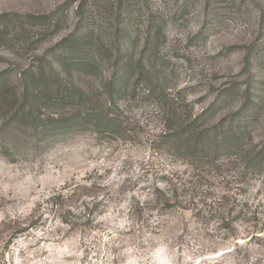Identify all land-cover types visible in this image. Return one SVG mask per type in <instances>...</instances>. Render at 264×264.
Masks as SVG:
<instances>
[{"label":"rangeland","instance_id":"1","mask_svg":"<svg viewBox=\"0 0 264 264\" xmlns=\"http://www.w3.org/2000/svg\"><path fill=\"white\" fill-rule=\"evenodd\" d=\"M81 1L0 0V76L20 94L19 75L49 61L61 69L69 57L60 43L87 28L93 51L127 31L135 60L163 27L165 39L147 54L152 76L120 103L126 138H38L12 119L15 107L0 106V264H264V169L233 146L204 153L199 138L174 142L171 108L148 93L184 106L183 118L206 113L201 129H244L260 151L264 0H129L121 13L116 0H89L82 17ZM114 62L111 54L99 71H76L75 81L99 87ZM249 106L259 109L248 116ZM70 190L73 200L55 204Z\"/></svg>","mask_w":264,"mask_h":264},{"label":"trees","instance_id":"2","mask_svg":"<svg viewBox=\"0 0 264 264\" xmlns=\"http://www.w3.org/2000/svg\"><path fill=\"white\" fill-rule=\"evenodd\" d=\"M89 0H82L78 8V14L83 16L86 8L89 7ZM119 6L118 13H121V8L126 7L129 0H116ZM32 17V16H31ZM121 17V16H120ZM4 18V17H1ZM0 18V19H1ZM48 18L43 16L40 19ZM1 22H5L1 19ZM57 23L55 20L54 23ZM58 22L56 28H59ZM163 28L159 30L157 37H151L142 50L141 57L138 60L129 54L128 45L130 39L127 36V31H121V39L116 43V46L109 51L104 50L106 46L97 47L92 50L95 41V32L90 27L80 32L78 35L73 34L60 43L63 46V52L69 57L65 62H56L60 65L57 67L49 61L48 67H33L26 73L19 75L21 80L24 79V91L20 94L15 86H10V76L5 74L0 76V106L10 107L13 109V116L16 122L25 128H29L35 132L38 138H49L51 136L59 137L72 133L93 132L99 136L106 138H126L128 137V119L124 118L123 109L120 103L131 97L136 92L137 86L140 85L141 79L151 77L153 74L152 61L147 59V54L154 52L158 48L157 41L160 37L165 39ZM160 35V36H159ZM129 41V42H128ZM151 43V45H150ZM99 44V42H98ZM150 49L148 50V48ZM155 47V48H154ZM85 50H90L84 54ZM115 54L114 72L106 79L103 85L95 87L93 85L83 86L75 81L76 71H86L91 73L101 70V66L107 58ZM57 56V54H55ZM144 58L151 64L144 63ZM138 71L136 83L131 87V81L135 78V71ZM49 71V72H48ZM134 78V79H133ZM158 83V82H157ZM151 97H158L160 105L166 109L171 108L173 116L168 119L171 123L177 122L179 129L175 130L173 141L185 140L188 138L193 140L199 138L201 143L195 140V148L202 144L201 152L207 153L212 149V145L217 146V151H224L226 148L233 146L236 152L242 155V159L247 166L254 169H264V145L260 151L255 153L254 146L245 144L243 140L244 129L232 130L228 133L220 130L219 125L213 128H202L206 113L198 116L195 119L187 115L183 118L181 110L184 106H178L176 103L168 104L163 93L161 96L155 94V90H149ZM135 98V95H133ZM15 102H19L18 106H14ZM247 115L251 116L259 109L257 106L247 107ZM184 111V110H183ZM182 115V116H181ZM184 120V121H181ZM239 122V125H246L247 119ZM240 128V127H239ZM175 137V140H174ZM214 137V138H213ZM194 138V139H193ZM207 138H213V141L203 143ZM252 141V137L249 136ZM203 140V141H202ZM248 169V168H247ZM261 171V170H259ZM76 195L75 191H66L53 199L55 204L66 199L73 200ZM68 215H73L72 210L67 211ZM65 221H67L65 219ZM91 221H88V223ZM89 223V224H90ZM70 226V223L65 222ZM20 232H25L21 229ZM21 234V233H20Z\"/></svg>","mask_w":264,"mask_h":264}]
</instances>
